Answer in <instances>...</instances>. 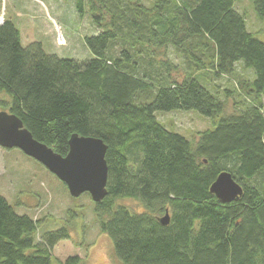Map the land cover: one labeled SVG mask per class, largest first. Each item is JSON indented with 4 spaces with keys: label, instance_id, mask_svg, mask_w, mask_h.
Returning a JSON list of instances; mask_svg holds the SVG:
<instances>
[{
    "label": "trees",
    "instance_id": "trees-1",
    "mask_svg": "<svg viewBox=\"0 0 264 264\" xmlns=\"http://www.w3.org/2000/svg\"><path fill=\"white\" fill-rule=\"evenodd\" d=\"M237 1L76 0L99 27L83 60L24 46L15 23L0 22L5 110L62 156L73 133L107 145V193L94 211L121 264H264V40ZM251 1L264 21V0ZM209 75L235 77L244 101L225 112ZM175 110L217 120L189 139L155 115ZM222 171L242 187L228 202L210 191ZM125 197L143 209L117 202ZM14 206L0 194V264H50L67 227L44 231Z\"/></svg>",
    "mask_w": 264,
    "mask_h": 264
},
{
    "label": "rangeland",
    "instance_id": "rangeland-1",
    "mask_svg": "<svg viewBox=\"0 0 264 264\" xmlns=\"http://www.w3.org/2000/svg\"><path fill=\"white\" fill-rule=\"evenodd\" d=\"M235 6L245 13L248 28L264 40V21L257 17L252 1L240 0ZM4 19L13 21L18 27L24 46L38 41L46 52L77 60L90 55L85 37L99 32L87 3H84L83 14H79L76 0H0V20ZM172 57L182 65L179 58ZM183 74L181 66L172 72V77L181 79ZM209 78L225 100V112H232L244 101L235 77L209 75ZM227 89L230 93H226ZM2 100H7V96L0 92V111L5 110ZM155 115L168 129L189 139H196L198 131L213 128L217 120V117L205 116L196 110L156 111ZM0 194L15 205L18 213L41 220L44 231L67 227L69 238L55 244L50 264H58L69 255H79L85 264H121L110 237L99 227L89 193L71 196L55 174L17 147L0 146ZM117 202L134 211L143 209L133 198H120Z\"/></svg>",
    "mask_w": 264,
    "mask_h": 264
},
{
    "label": "water",
    "instance_id": "water-1",
    "mask_svg": "<svg viewBox=\"0 0 264 264\" xmlns=\"http://www.w3.org/2000/svg\"><path fill=\"white\" fill-rule=\"evenodd\" d=\"M0 146L17 147L39 161L66 184L73 197L89 193L91 199L97 203L107 193V145L101 138L73 133L68 140V152L62 156L47 144L35 139L18 116L1 110ZM210 191L222 202H228L241 194L242 187L229 172L222 171L210 185ZM159 221L162 224L169 222L168 211Z\"/></svg>",
    "mask_w": 264,
    "mask_h": 264
},
{
    "label": "bare ground",
    "instance_id": "bare-ground-1",
    "mask_svg": "<svg viewBox=\"0 0 264 264\" xmlns=\"http://www.w3.org/2000/svg\"><path fill=\"white\" fill-rule=\"evenodd\" d=\"M63 40H64V39H61V38H60V41H61V42H63Z\"/></svg>",
    "mask_w": 264,
    "mask_h": 264
},
{
    "label": "built area",
    "instance_id": "built-area-1",
    "mask_svg": "<svg viewBox=\"0 0 264 264\" xmlns=\"http://www.w3.org/2000/svg\"><path fill=\"white\" fill-rule=\"evenodd\" d=\"M2 20H0V22H1Z\"/></svg>",
    "mask_w": 264,
    "mask_h": 264
}]
</instances>
